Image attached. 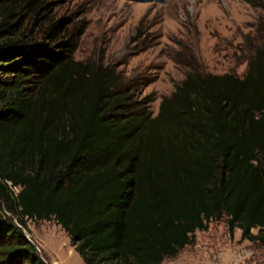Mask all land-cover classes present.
I'll return each mask as SVG.
<instances>
[{
    "label": "trees",
    "instance_id": "1",
    "mask_svg": "<svg viewBox=\"0 0 264 264\" xmlns=\"http://www.w3.org/2000/svg\"><path fill=\"white\" fill-rule=\"evenodd\" d=\"M54 2L0 0V264H46L28 219L84 264H161L222 218L264 244V34L242 76L186 72L152 115L74 59Z\"/></svg>",
    "mask_w": 264,
    "mask_h": 264
},
{
    "label": "rangeland",
    "instance_id": "2",
    "mask_svg": "<svg viewBox=\"0 0 264 264\" xmlns=\"http://www.w3.org/2000/svg\"><path fill=\"white\" fill-rule=\"evenodd\" d=\"M54 4L51 15L68 18L71 29L82 32L74 59L114 70L118 75L114 92L128 96L126 108L152 115L186 72L242 76L247 56L264 34V0H55ZM24 233L46 264H84L55 220L28 219ZM232 239L226 219L214 220L207 230L197 232L185 251L204 256L215 240L214 247L229 251L231 258L264 262L263 243L246 240L232 251L228 245Z\"/></svg>",
    "mask_w": 264,
    "mask_h": 264
},
{
    "label": "crops",
    "instance_id": "3",
    "mask_svg": "<svg viewBox=\"0 0 264 264\" xmlns=\"http://www.w3.org/2000/svg\"><path fill=\"white\" fill-rule=\"evenodd\" d=\"M233 231V239L228 244L232 251L238 250L239 247L244 245L247 239H241V230L236 228ZM196 231L195 235L197 234ZM215 239V238H212ZM249 241V240H247ZM197 245V244H196ZM209 250L206 251L204 256H199L188 253L183 248L175 257L165 259L161 264H264L257 260H248L245 258H231L229 257V251L218 250L215 246V240L212 241V244H209Z\"/></svg>",
    "mask_w": 264,
    "mask_h": 264
},
{
    "label": "built area",
    "instance_id": "4",
    "mask_svg": "<svg viewBox=\"0 0 264 264\" xmlns=\"http://www.w3.org/2000/svg\"><path fill=\"white\" fill-rule=\"evenodd\" d=\"M15 189V191L17 192L18 191V189L17 188H14Z\"/></svg>",
    "mask_w": 264,
    "mask_h": 264
}]
</instances>
